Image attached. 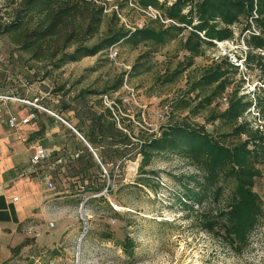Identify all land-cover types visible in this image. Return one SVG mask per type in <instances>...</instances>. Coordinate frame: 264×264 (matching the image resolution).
I'll return each instance as SVG.
<instances>
[{
	"label": "trees",
	"instance_id": "trees-1",
	"mask_svg": "<svg viewBox=\"0 0 264 264\" xmlns=\"http://www.w3.org/2000/svg\"><path fill=\"white\" fill-rule=\"evenodd\" d=\"M132 2L142 10L149 7L156 10L160 18L126 30L112 13L105 34L100 36L106 0H19L14 19L2 27L0 34L29 60L47 64L52 71L103 54L120 44L130 48L152 46L126 72L127 77L147 73L155 49L184 35L182 51L187 54V61L164 80L171 83L194 65V59L202 56L205 48L232 40V28L244 23L240 31L246 47L242 62L245 67H253L264 84V0ZM238 75V66L226 58L204 69L187 82L174 102L175 110L187 111V115L161 126L157 134L141 129L133 133L131 121L123 125L131 133L124 132L117 127L109 109L99 115L77 116L78 124L73 128L86 144L66 129L67 140L61 141L58 152L50 154L51 161L46 160L53 164L48 172L50 181L56 185L64 183L56 189L57 197L74 198V204L83 206L95 203L109 206L105 194L112 192L115 175L110 169L107 184L101 166L137 157L140 160L136 182L140 188L154 191L150 185L153 180L150 176H155L150 169L154 159L174 156L193 168L189 176L176 178L180 191L174 195L175 203L185 212H195L196 206V212L203 218L201 230L222 236L239 251L264 218V202L255 191L257 181L264 178V90L258 88L252 100L240 95L243 81ZM122 83L121 76L111 89H120ZM223 98L227 105L219 109ZM251 108L257 110L254 123L246 118ZM203 112L207 114L204 124L191 121ZM124 122L119 118V125ZM206 125L213 127L209 130ZM110 211L114 219L119 217L111 208ZM28 240L12 249L13 258L29 245ZM105 240L117 246L128 259L133 258L135 243L131 237L125 235L116 240L108 233Z\"/></svg>",
	"mask_w": 264,
	"mask_h": 264
},
{
	"label": "rangeland",
	"instance_id": "rangeland-1",
	"mask_svg": "<svg viewBox=\"0 0 264 264\" xmlns=\"http://www.w3.org/2000/svg\"><path fill=\"white\" fill-rule=\"evenodd\" d=\"M132 1L106 0L100 36L105 34L112 13L126 30L140 28L153 19L155 12L142 10ZM167 1L169 4L173 2ZM18 3L19 0H0V32L14 19ZM243 27L244 23H240L232 28V40L216 42L214 47L205 48L204 54L194 59V65L171 83H164V80L187 61V54L182 51L184 35L155 49L147 73L127 77L126 72L152 46L130 48L120 44L111 51L52 71L47 64L29 60L9 43L5 35L0 34V91L7 87L8 91L14 90L12 93L23 96L22 91L26 89L21 85L26 80L31 92L39 90L47 94L44 103L49 109L77 124V116L106 113L112 102L117 103L120 97L128 96L131 102L120 104L118 110V117L125 122L117 127L130 134L131 130L123 125L131 121L133 133L141 129L157 134L161 126L187 115V111L174 108V102L183 93L187 82L224 58L238 66L237 77L243 81L239 86L240 95H247L252 100L258 88L264 90L260 74L242 62L246 49L240 35ZM113 52L116 56L110 57ZM121 76L122 87L112 90ZM124 85L132 90L131 94L124 90ZM224 107L221 104L219 109ZM249 111L247 120L256 122L257 110L251 108ZM206 117L203 112L191 121L204 124ZM206 127L211 130L213 126ZM67 138H59V150L61 141ZM55 141L54 138L53 143ZM139 160V157L127 162L113 160L104 167L106 173H102L107 184L110 183L107 175L110 169L115 175L112 192L105 194L109 206L95 203L81 207V203L74 204V198H59L55 191L64 183L56 185L51 180L54 188L48 191L46 198L48 218L31 223L29 245L10 264H264V218L248 244L237 251L222 236L201 230L200 220L203 218L199 211L196 212V206L195 212H185L175 203L174 195L180 191L176 178L193 173L188 162L174 156L156 157L150 167L155 171V176H150L153 179L150 185L155 189L152 191L140 188L136 182ZM47 161L43 166L48 173L53 164ZM255 191L264 202V178L257 181ZM110 208L119 215L117 219L113 218ZM37 233L38 237L35 236ZM108 233H112L116 240H122L125 235L131 237L135 243L133 258L128 259L117 246L106 241Z\"/></svg>",
	"mask_w": 264,
	"mask_h": 264
},
{
	"label": "crops",
	"instance_id": "crops-1",
	"mask_svg": "<svg viewBox=\"0 0 264 264\" xmlns=\"http://www.w3.org/2000/svg\"><path fill=\"white\" fill-rule=\"evenodd\" d=\"M1 90L6 94L14 91L7 87ZM28 112L14 103H0V264L13 261L12 249L30 238L31 223L48 218L47 184L51 181L43 166L46 161L35 167L30 164L35 146L46 150L49 158L59 151V138L66 137L69 129L42 113L27 125L8 127L10 115L25 117ZM68 124L72 128L77 125L72 121Z\"/></svg>",
	"mask_w": 264,
	"mask_h": 264
},
{
	"label": "built area",
	"instance_id": "built-area-1",
	"mask_svg": "<svg viewBox=\"0 0 264 264\" xmlns=\"http://www.w3.org/2000/svg\"><path fill=\"white\" fill-rule=\"evenodd\" d=\"M148 9L151 10L153 13L155 12L152 16L153 19L160 18V14L156 10H154L150 7ZM111 50L112 49H110V51ZM115 56H116V52H113L110 55V57H115ZM21 86L26 89V90H24L23 96H20L17 93L6 94V93L0 92V103H3V104L14 103V104L20 105L24 108H27L29 110V112L26 114L25 117H17L16 115H10L8 120H7V125L9 128L14 129V128H17L19 125H27L30 122L36 120L38 113H42V114H45V115L53 118L56 121L63 123L69 129H71L86 144L85 140L82 138V136L76 130H74L58 113L49 109V107L44 103V99L47 96L46 93H43L42 91H39V90L36 92H31L29 87H28L29 86L28 82L26 80L22 81ZM124 90L130 92L128 94H131L132 90L129 89L126 85H124ZM104 98L106 99V97H104ZM129 102H131V101L128 98V96H122V97H120L119 102H117V103L112 102V104L109 105V109L113 113V116L115 118V121H116L118 127H120L119 117H118L119 105L120 104L123 105V103L126 104ZM222 103L224 104V106L227 105L226 98L222 99ZM113 110H114V112H113ZM89 149H90V147H89ZM47 158H48V154H47L46 150H44L41 146L37 145L34 148V154L30 158V164L35 167L38 164L46 161ZM101 169L104 173H106L103 166H101ZM47 188L49 190L53 189V185L51 182H49L47 184ZM50 226H52V223H50ZM35 236L38 237L39 234H35Z\"/></svg>",
	"mask_w": 264,
	"mask_h": 264
},
{
	"label": "water",
	"instance_id": "water-1",
	"mask_svg": "<svg viewBox=\"0 0 264 264\" xmlns=\"http://www.w3.org/2000/svg\"><path fill=\"white\" fill-rule=\"evenodd\" d=\"M81 207H84L83 204L81 205Z\"/></svg>",
	"mask_w": 264,
	"mask_h": 264
}]
</instances>
